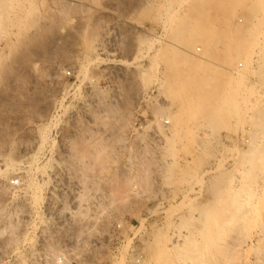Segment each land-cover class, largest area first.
<instances>
[{
	"label": "rangeland",
	"instance_id": "374dc122",
	"mask_svg": "<svg viewBox=\"0 0 264 264\" xmlns=\"http://www.w3.org/2000/svg\"><path fill=\"white\" fill-rule=\"evenodd\" d=\"M241 1L0 0V264H264V45L236 39L263 12ZM163 39L226 90H170ZM228 93L217 126L188 103Z\"/></svg>",
	"mask_w": 264,
	"mask_h": 264
},
{
	"label": "bare ground",
	"instance_id": "6f19581e",
	"mask_svg": "<svg viewBox=\"0 0 264 264\" xmlns=\"http://www.w3.org/2000/svg\"><path fill=\"white\" fill-rule=\"evenodd\" d=\"M241 0H239V2H240ZM242 2V1H241ZM240 2V3H241ZM253 3L251 4L252 5V8H253V10L254 9H256V10H261L262 12H263V17H262V25L264 24V0H253L252 1ZM243 4V3H242ZM263 28H264V26H263ZM174 29V31H173V34L172 33H170V35L172 34V36H173V39L174 40H176V41H181V39L182 40H184V38L183 37H185L186 38V36H185V32L187 31V29L184 27L183 28V25L181 24V23H178V25L177 26H175V28H172V30ZM186 30V31H185ZM264 31V30H263ZM184 34V35H183ZM260 33H254V35H251L252 37L250 38V39H248V40H245V39H243V38H240V39H238V38H236L237 39V42H239L238 43V45L237 46H239V47H244V48H248V47H252L253 48V46H258V47H262V46H260V44L262 43L263 45H264V38L262 39V41H260L259 40V37H260V35H259ZM188 35V34H187ZM190 35V34H189ZM191 36V35H190ZM263 37H264V35H263ZM262 38V37H261ZM164 40V43H165V45L167 44V48H169V50H168V52H171V55H170V57H169V60H167V61H169V63H170V65H172V67H174V68H172V70L169 72V74L172 72L173 74H174V77H173V79L171 80L170 79V85H169V88H170V90H172V88L173 87H178V89L180 88H184L185 86H188V87H191L190 89L193 91V88L194 89H196V87L197 88H201V86H208L209 84H213V81L214 80H216V79H218L219 78V81H220V84L222 85V90L224 91V90H226V85H227V83L228 82H226V80H224L223 79V75H222V73H224L223 71V68H225V69H227V67L223 64V63H219V62H221V61H219V62H216L215 61V59L214 60H209L208 62H209V64L207 65V66H205V67H203V65H201V64H204V63H201L200 65L202 66H198V63H200V62H196L195 60V62L193 61V59L191 60L192 62H194V64L191 62V61H189L188 59L190 58V57H188V56H186V48H184L183 46H181L180 45V43H178V42H174V41H170V40H167V39H163ZM191 40V39H190ZM188 41H189V39H188ZM163 43V42H162ZM166 47V46H165ZM243 49V48H242ZM251 49V48H250ZM263 49H264V47L263 48H261V50L263 51ZM165 50H166V48H165ZM185 51V52H184ZM190 51V50H189ZM261 51V52H262ZM258 52H260V51H258ZM167 53V52H166ZM185 53V54H184ZM252 53V52H251ZM168 54L169 53H167V55L166 54H164V57H165V55H166V57L168 56ZM247 55L245 56L244 55V57H242V64H245V66H247L248 65V62H249V60H250V56L249 55H251V54H249L248 55V53H246ZM257 55V54H256ZM260 55L262 56V57H264L263 56V54H261L260 53ZM186 57H188V59L186 58ZM168 58V57H167ZM259 58V57H258ZM261 58V57H260ZM206 59V58H205ZM208 60V59H207ZM207 63V62H206ZM205 65V64H204ZM264 65V64H263ZM264 68V67H263ZM200 69V70H199ZM229 69V68H228ZM174 70V71H173ZM242 71V70H241ZM241 71L240 70H237L236 71V74L238 73V74H241ZM173 74H170V75H173ZM198 74H200V76H198L199 77V79L198 80H196L197 78V75ZM242 74H244V72H242ZM249 79H250V77H249ZM202 81V82H201ZM209 83V84H208ZM164 87H166L165 86V84H164ZM168 88V89H169ZM199 88V89H200ZM188 89V88H187ZM164 90V89H163ZM174 90H175V88H174ZM183 90V89H182ZM189 90V89H188ZM161 91V90H160ZM181 91V90H180ZM195 91H197V89L195 90ZM161 93H162V91H161ZM160 93V94H161ZM176 93V92H175ZM196 93V92H195ZM190 94V93H189ZM231 93H228V95L227 96H225V97H223V98H221V99H217V100H215V101H213V102H210V101H207L206 102V100L204 99V102L202 101L203 99L200 97V95H199V97L202 99H200L202 102H198V103H196L197 101H195V103L192 101H190V100H192V99H194V98H191L189 101H188V103L190 104V105H192L193 107H195V108H197L198 109V112L200 113V114H202L204 117H207V120H208V122L210 123V124H214V125H219V124H223L224 122H225V116L226 115H228V113H229V111L231 110V108L233 107V106H231V101H230V99H229V96H231L230 95ZM183 95V94H182ZM186 95V94H185ZM168 99V98H167ZM188 99V98H187ZM170 100V99H169ZM172 100V99H171ZM184 100V99H183ZM195 100H199L198 98H196ZM199 100V101H200ZM185 103V102H184ZM192 103V104H191ZM168 104V103H167ZM174 105V104H173ZM186 105V104H185ZM189 108L191 107V106H188ZM189 110V109H188ZM190 111V110H189ZM197 112V111H196ZM262 137V136H261ZM260 138V137H259ZM261 139V138H260ZM259 140V139H258ZM263 141H264V139H262ZM249 146V145H248ZM257 146H249V148H251V150L249 151V153H251V152H253L254 150V148H256ZM259 147V146H258ZM257 147V148H258ZM248 148V149H249ZM29 149V148H28ZM234 153V152H233ZM242 153V152H241ZM244 153H245V151H244ZM241 154H240V152H238V151H236L235 152V158L234 159H236L234 162H236L237 161V159L239 158V156H240ZM241 158V157H240ZM233 159V158H232ZM233 159V160H234ZM28 160H32V159H28ZM34 160V159H33ZM29 161V162H30ZM238 161H240L239 159H238ZM237 161V162H238ZM28 162V161H27ZM22 163V162H21ZM242 163H243V161H242ZM30 164V163H29ZM31 164H32V162H31ZM234 164V163H233ZM245 165H244V167H242V168H246V169H250L251 168V166L248 164V163H244ZM40 165V164H39ZM235 165V164H234ZM237 165H238V163L236 164V167H237ZM15 166H16V164H14V163H11V164H6V168H5V173L7 174V176L8 177H10V178H12L11 176L13 175L14 176V174H15ZM38 166V165H37ZM36 166V167H37ZM36 167H35V169H36ZM41 167V166H40ZM34 168V167H33ZM16 169H18V168H16ZM19 170V169H18ZM17 170V171H18ZM28 170V169H27ZM217 170V169H216ZM219 170H221V171H223L224 172V170H222V169H219ZM218 170V171H219ZM43 171V170H42ZM222 172V175L225 173H223ZM23 173V172H22ZM22 173L20 174V179L21 180H24V179H22ZM41 173V172H40ZM45 173V172H44ZM5 174V175H6ZM19 174V173H18ZM24 174V173H23ZM36 174V173H35ZM42 174V173H41ZM216 174V173H215ZM218 174H220V171H219V173ZM15 176H17V173L15 174ZM25 176H27L26 175V173H25ZM55 176V175H54ZM216 176V175H215ZM214 176V177H215ZM19 177V176H18ZM24 177V176H23ZM30 176H28V178H29ZM222 177V176H221ZM220 177V178H221ZM225 177V174H224V176L222 177V178H224ZM27 178V177H26ZM25 178V179H26ZM31 178V177H30ZM217 178V177H216ZM222 178H221V180H219V181H222ZM219 179V178H218ZM225 179V178H224ZM9 180V179H8ZM31 180V179H30ZM217 181V180H216ZM226 181V180H225ZM28 182H29V179H28ZM223 182H224V180H223ZM24 183V182H23ZM220 183V182H219ZM27 184V183H26ZM31 184V183H30ZM217 184V183H216ZM222 184V183H221ZM236 184H238V183H236ZM32 185V184H31ZM223 185V184H222ZM36 186H37V184H36ZM219 187H221V185L219 186ZM225 187H227V186H225ZM30 188V187H29ZM215 188H216V186H215ZM28 189V188H27ZM26 189V190H27ZM33 189V188H32ZM212 189L214 190V187H212ZM218 189V190H217ZM225 188H224V186L222 187V189H220V188H216V190H217V198H218V200H219V202H220V200H222V198H223V194H222V192H224V194H225V190H224ZM28 191V190H27ZM39 193V192H38ZM216 193V192H215ZM28 194H29V192H28ZM36 196V195H35ZM41 198V197H40ZM214 198H215V196H214ZM217 198H215V200L217 199ZM74 200H75V198H74ZM216 202H218V201H216ZM222 202V201H221ZM28 207V206H27ZM220 231L222 230V229H219ZM218 230V231H219ZM263 232V231H262ZM220 233H222V232H219V234ZM204 233H202V235H203ZM217 234H218V232H217ZM264 234V233H263ZM219 236H221V234L219 235ZM218 236V237H219ZM263 236V235H262ZM261 237V236H260ZM259 237V238H260ZM220 238V237H219ZM159 242V241H158ZM157 242V243H158ZM192 242V241H191ZM190 242V243H191ZM184 243V242H183ZM182 243V245H185V244H183ZM187 243V242H186ZM193 243V242H192ZM159 244H160V242H159ZM191 246H192V244H190ZM177 246V245H176ZM186 246H188V245H186ZM191 246H189V248L191 247ZM195 246V245H194ZM156 247V246H155ZM157 247H159V246H157ZM185 247V246H184ZM184 247L182 248V249H184ZM160 248V247H159ZM191 248H193V247H191ZM180 249V248H179ZM186 249H188L187 247H186ZM185 249V251L186 252H192L191 250H189V251H187ZM162 250V249H161ZM160 250V251H161ZM160 251H159V253H160ZM182 251V250H181ZM183 252V251H182ZM156 253H157V255H158V251H156ZM162 254H164V253H162ZM160 255H161V253H160ZM159 256V255H158ZM155 257H156V255H155ZM154 257V258H155ZM161 257H162V255H161ZM164 257V256H163ZM160 258V257H159ZM157 260V259H156ZM159 260V259H158ZM163 259H161V261H162ZM160 261V260H159ZM164 262V261H163ZM157 263V262H156ZM158 264V263H157ZM160 264V263H159Z\"/></svg>",
	"mask_w": 264,
	"mask_h": 264
},
{
	"label": "built area",
	"instance_id": "2783aa9c",
	"mask_svg": "<svg viewBox=\"0 0 264 264\" xmlns=\"http://www.w3.org/2000/svg\"><path fill=\"white\" fill-rule=\"evenodd\" d=\"M242 67H243V64L239 63L236 69H234V71H237L241 69ZM68 74L70 75L71 73L68 72ZM163 124L168 126L170 124V121L168 119H164ZM89 242H90V245L88 247H86L87 245H85L84 250L82 249L84 252L93 254L96 250L102 248L103 243L101 239H92ZM73 258H74V254H73L72 249L70 248H64L61 252L54 254V255L48 254L44 256V259L49 260L51 264H68L69 259H73Z\"/></svg>",
	"mask_w": 264,
	"mask_h": 264
}]
</instances>
